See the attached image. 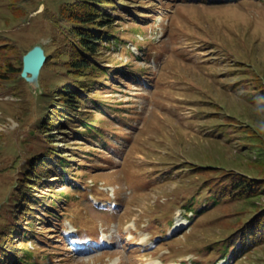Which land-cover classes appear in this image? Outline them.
Segmentation results:
<instances>
[{
  "label": "rangeland",
  "instance_id": "obj_1",
  "mask_svg": "<svg viewBox=\"0 0 264 264\" xmlns=\"http://www.w3.org/2000/svg\"><path fill=\"white\" fill-rule=\"evenodd\" d=\"M114 1L119 11L99 5L119 39L95 58L109 74L85 78L70 68L63 10L76 1L0 0V233L20 221L16 188L44 191L33 183L53 181L34 164L60 150L77 177L55 180L71 197L55 216L40 210L37 239L21 244L36 263L264 264V242L238 256L223 248L264 191L208 199L228 172L264 179V0ZM36 44L50 58L34 87L21 72ZM80 80L91 88L79 116L99 120L105 143L74 133L82 125L48 124L57 90ZM26 169L41 177L24 182ZM9 235L19 248L17 229Z\"/></svg>",
  "mask_w": 264,
  "mask_h": 264
},
{
  "label": "trees",
  "instance_id": "obj_2",
  "mask_svg": "<svg viewBox=\"0 0 264 264\" xmlns=\"http://www.w3.org/2000/svg\"><path fill=\"white\" fill-rule=\"evenodd\" d=\"M74 1L76 2L69 7H67V4L63 6L64 13L71 23L70 28H73L68 29V31L73 30V33H75V38L69 41L68 52L69 56L72 58L70 61V68L78 73L83 72L81 77L85 78L88 77V74L84 73L85 70L95 72L96 74L94 77H97L99 74L107 75L109 74L108 68H101L99 64L96 63V54L101 45L104 46L112 43V39H114V42H117L116 39H119V37L112 29L113 25H115L113 24V17L109 12L105 11L104 8L103 11H101L100 6L102 5H99V3H104L116 11H119L120 8L115 6L116 2L114 0ZM49 56L50 55L47 54L45 63L50 58ZM80 81L81 82H77V84L68 81V85H65L63 89L57 90V99H59L62 108L60 112L53 114V116L49 118L50 122H48V124L50 126H67L70 129L73 126L78 127L82 125L83 129L76 130L74 133L83 137L87 134L91 137H98L105 143L107 137L102 128L97 125L99 120L92 119L90 114H86L83 117L79 116L82 108L85 107V105H80V100L84 99L83 91L91 88L90 84L83 86L85 83L83 80ZM93 81L91 83L92 85ZM92 100L94 103H97V107L103 104V101L97 102L96 98ZM77 118L80 120V123L78 125L72 124L73 120ZM41 128H47V132H49L47 122L43 121ZM246 128L249 129L250 127ZM45 139H47L48 142L52 141L49 135L45 136ZM40 159V163H38V161L34 164L36 167H43L39 175L49 177L53 182L47 185V182L40 180L41 176L37 175V172L33 174L26 169L23 181L28 182L31 180L30 177H39L40 179H37V182L33 183V185L39 188L44 186L45 190H33L34 188L27 183H25V185L23 183L20 184L22 186L21 189L16 188L15 197H17L18 202L20 201L22 208V211L18 214L20 221L16 219L17 221L10 224L6 232L0 233V257H2L0 264H9L10 257H12L15 264H39L34 260L31 249H22L21 244H23L24 241L27 242L28 239H37L36 216H38L40 210L48 215L55 216L54 214H57L55 209L58 205L61 207V201L67 197H71V195L69 196L68 194L64 195V191L60 194L54 192L57 179L68 181L67 178L69 173L77 177V174L73 173V170H70L72 167L70 165V160L62 156L60 150L58 152L48 150L44 156H40ZM208 189V199L211 203L217 204L220 201H226V199H234V197L239 198L260 195L262 191H264V179L247 174L228 172L227 176L223 178L222 183L208 186ZM204 197L206 198L207 196ZM13 207H19V204L15 203ZM23 220L25 221V225L21 227ZM15 229H17L18 236L21 239L18 242L19 248H17V245L15 246L14 242L9 241L10 231H14ZM262 242H264V207H260L257 210L255 209V212L248 220L232 231L231 236L224 240L223 248H225V251H229L231 254L238 256L248 251L253 245ZM20 251H22V254L18 255ZM222 256L225 257V259L230 258L227 252H224Z\"/></svg>",
  "mask_w": 264,
  "mask_h": 264
},
{
  "label": "water",
  "instance_id": "obj_3",
  "mask_svg": "<svg viewBox=\"0 0 264 264\" xmlns=\"http://www.w3.org/2000/svg\"><path fill=\"white\" fill-rule=\"evenodd\" d=\"M47 55L44 48L40 44L34 45L23 56V68L21 75L32 86L38 85L39 73L46 61Z\"/></svg>",
  "mask_w": 264,
  "mask_h": 264
}]
</instances>
